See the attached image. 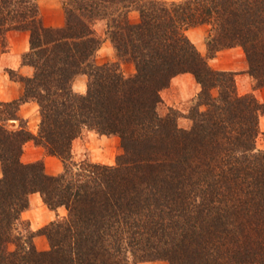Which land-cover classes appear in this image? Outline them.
<instances>
[{
    "label": "trees",
    "instance_id": "obj_1",
    "mask_svg": "<svg viewBox=\"0 0 264 264\" xmlns=\"http://www.w3.org/2000/svg\"><path fill=\"white\" fill-rule=\"evenodd\" d=\"M63 9L64 25L52 27L38 0H0V44L7 48L9 31L28 32L22 60L34 69L10 70L19 98L0 100V264H264V103L240 94L236 73L214 70L187 35L210 25V56L242 48L264 88V0H63ZM98 24L117 62L96 64ZM129 62L131 76L121 70ZM186 73L202 88L186 116L191 129L176 108L160 110L162 92ZM81 75L83 94L73 87ZM30 102L41 114L36 134L19 115ZM85 130L120 138L114 166L74 160ZM30 142L63 171L24 163ZM34 193L68 212L39 231L47 251L23 218Z\"/></svg>",
    "mask_w": 264,
    "mask_h": 264
},
{
    "label": "crops",
    "instance_id": "obj_2",
    "mask_svg": "<svg viewBox=\"0 0 264 264\" xmlns=\"http://www.w3.org/2000/svg\"><path fill=\"white\" fill-rule=\"evenodd\" d=\"M38 2L41 15L47 26L62 27L64 25L65 16L62 0H38ZM104 27L105 26H103V35L105 40L96 56V62L98 65L117 62V53L111 41L105 38L106 31L104 30ZM7 42L8 45L6 49L0 44V100L3 102H11L19 98V84L11 78L9 74L10 70L17 71L25 77H32L34 74L33 67L25 65L22 60L23 54L30 50L29 33L26 31H9L7 34ZM198 49L201 54H204L207 51L204 44L201 45V47H198ZM212 60V63H214L211 64L212 67L220 71H240L245 68V56L240 48L220 51ZM87 86L88 77L86 75L77 77L73 84L74 90L82 94L86 93ZM172 92L175 93L174 96H171ZM199 92L200 86L196 83L192 75L184 74L173 78L170 87L164 90L162 95L164 100L173 107L181 104L186 96L192 94L190 98H192V96L194 98ZM19 115L27 121L29 130L36 134L41 122V114L38 104L34 102L23 104ZM86 134L89 140V142L86 143L89 150L95 146L99 147L102 151L113 150L115 145L120 144V139L117 136L108 137L99 135L93 131H89ZM74 143L73 152L75 154L76 143L78 144V140H75ZM83 148L84 146L82 145L81 149ZM27 150L29 152L28 159L31 161L45 158L46 164L50 163L53 169L51 170L52 174L58 175L63 170L62 161L55 156L46 155L42 148L36 147L33 143H28ZM99 163L107 164L108 162L101 161ZM31 206V209L24 213V217L31 219V225L34 230L39 229L46 223L56 220L58 217H65L67 214V209L64 207L59 208L58 211L50 210L43 202L39 193L31 195ZM46 248L47 246L45 244V249Z\"/></svg>",
    "mask_w": 264,
    "mask_h": 264
},
{
    "label": "rangeland",
    "instance_id": "obj_3",
    "mask_svg": "<svg viewBox=\"0 0 264 264\" xmlns=\"http://www.w3.org/2000/svg\"><path fill=\"white\" fill-rule=\"evenodd\" d=\"M163 1L167 2L168 4H171V3H174V2L175 3H178V2H181L183 0H163ZM62 3H63V0H62ZM139 19H140L139 13L138 12H132V14H131V20L133 22H138ZM103 26H104L103 24H98L97 25V34L104 41L105 39H104V35H103ZM104 30L106 31L105 27H104ZM210 34H211V26L210 25H207V24L190 28L187 31V35L189 36V38L191 39V41L197 46V48L198 47H201V45H203V44L206 46L207 51L204 54H202V55H203V57H205L207 59L209 65L212 67L211 64H214V63H212V61H213L212 59H214L218 55L219 52L214 57H211L210 56L211 54H210L209 48H208V41H209ZM105 38H107V35H106ZM236 48H240V47H236ZM231 49H233V48H231ZM240 49H242V48H240ZM225 50H229V49H225ZM225 50H222V51H225ZM242 51H243V49H242ZM243 53H244V51H243ZM244 56H245V53H244ZM117 61H118V58H117ZM95 62H96V57H95ZM96 64H97V62H96ZM134 69H135V66H134L133 63H130L129 62V63H122L121 64V70L127 76L133 75ZM214 70H216V69H214ZM233 72L236 73V81H237L239 93L240 94H243V95H245V94H253V95H255L258 98V100L261 103H264V88L258 89L256 87V82H255L254 78L248 74V63H247L246 56H245V68H244V70L242 69L240 71H233ZM186 74H190V73H186ZM181 75H184V74H181ZM190 75H192V74H190ZM192 77L196 81V79H195V77L193 75H192ZM196 83H197V81H196ZM197 84L200 86V92H201V90H202L201 85L199 83H197ZM199 93H198V95H199ZM172 95L174 96L175 93L172 92L171 96ZM198 95L197 96L195 95L196 97H194V98H193V96H192V98H190V96H186V98L181 102V104H179L177 106H173L174 108H176L177 110H179L181 112V114H183V116H184V117H181L180 120H179V125L182 128L191 129V127L193 125L192 124V121H190L186 116L188 115V113H189L191 107L193 106L194 101L197 99ZM164 102H165V104L160 109L162 114H166L167 111H168V108L169 107H172V106L169 105V103L167 101L164 100ZM19 125H20V123L18 121H14L13 120V121H10L9 122V126H11L13 128H17ZM88 132L89 131L85 130L84 133H83V135L81 137H79L78 139H76V140H78V144L76 143V149H75V152L76 153L74 154V152H73L74 160L77 161V162H82L84 160H89V161L94 162V163H99L101 161H104V162L110 163V164L107 163L108 165L114 166L116 164L117 157L122 152L121 140H120V144L115 145V147H113V150L102 151L97 146H95L91 150H89L87 148V144H86V143L89 142L88 136L86 134ZM82 145L84 146L83 149H81L82 148ZM79 146H80V148H79ZM73 148H74V146H73ZM257 149L258 150H264V113L260 117V135H259V137L257 139ZM44 152H45L46 155H48L45 150H44ZM28 156H29V152L27 150V145H26L25 146V150H24V154H23V157H22L23 162L24 163H32V162H36V161L42 160L45 163L46 171L49 174H51V175H55V174H52L51 173V170H53V169H52L50 163L46 164V162H45L46 159L45 158L31 161L30 159H28ZM99 164H104V163H99ZM107 164L105 163L104 165H107ZM2 176H3V172H2V166H1V163H0V178ZM31 207L32 206H31V197H30V208L29 209H31ZM27 211H25V212H27ZM24 213H23L24 220L29 223V225L31 227V230H33V231H35V232L38 233L36 235V237H35V240H34L37 249L40 250V251H47V250H49L50 249L49 241L47 240V238L45 236H43V235H41L39 233V231L41 229H43L45 226H47L49 223H46L43 226H41L39 229L34 230L32 228V225H31V219L28 218V217L25 218L24 217ZM66 216H67V214H66ZM62 218H64V217H62ZM57 219H59V217ZM51 222H53V221H51ZM45 244L47 246L46 249H45ZM139 264H168V262H165V261H154V262H144V263H139Z\"/></svg>",
    "mask_w": 264,
    "mask_h": 264
}]
</instances>
